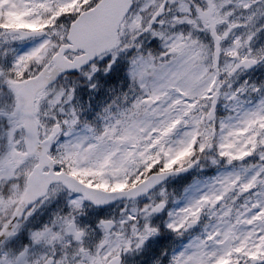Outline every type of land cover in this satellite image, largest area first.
Returning a JSON list of instances; mask_svg holds the SVG:
<instances>
[{
  "label": "snow or ice",
  "instance_id": "snow-or-ice-1",
  "mask_svg": "<svg viewBox=\"0 0 264 264\" xmlns=\"http://www.w3.org/2000/svg\"><path fill=\"white\" fill-rule=\"evenodd\" d=\"M0 264H264V0H0Z\"/></svg>",
  "mask_w": 264,
  "mask_h": 264
}]
</instances>
